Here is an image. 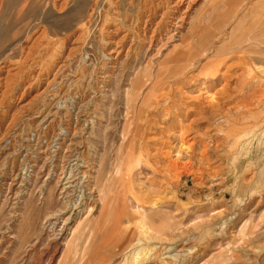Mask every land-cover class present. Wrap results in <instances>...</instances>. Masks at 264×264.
I'll return each instance as SVG.
<instances>
[{"label": "rangeland", "instance_id": "374dc122", "mask_svg": "<svg viewBox=\"0 0 264 264\" xmlns=\"http://www.w3.org/2000/svg\"><path fill=\"white\" fill-rule=\"evenodd\" d=\"M171 11L0 0V264H264V0Z\"/></svg>", "mask_w": 264, "mask_h": 264}, {"label": "bare ground", "instance_id": "6f19581e", "mask_svg": "<svg viewBox=\"0 0 264 264\" xmlns=\"http://www.w3.org/2000/svg\"><path fill=\"white\" fill-rule=\"evenodd\" d=\"M169 2L171 3V7H172V14L170 15L171 16V19H176V14L179 12V10L181 9V7L183 6V4H184V0H169ZM187 5V4H186ZM189 7V5L187 6V8ZM189 10V9H188ZM159 20V19H158ZM148 22L150 23V21L148 20ZM149 23H148V25H149ZM156 25H158L159 24V22H157V23H155ZM146 26H147V24H145ZM156 27V26H155ZM158 27V26H157ZM157 27L154 29V30H156L157 29ZM171 27H173V25H172V23H170L169 24V28H171ZM169 28H166L167 30H169ZM147 29V28H146ZM148 30V29H147ZM165 30V29H164ZM166 30V31H167ZM153 32V31H152ZM155 33V32H154ZM125 35L124 36H122V37H119L118 39H115V38H112L113 40L112 41H109L108 43H109V51H108V54H109V59L111 60V63L113 64V59H116V57L121 53V51H122V45H121V41H122V39L124 38L125 39ZM158 38H160V36L158 37ZM163 38V37H162ZM64 62V61H63ZM62 64V63H61ZM14 69V68H13ZM8 71V69L6 70V72ZM36 81V80H35ZM34 82V81H33ZM32 82V83H33ZM50 80H47L46 81V84H45V87H44V89H42V91H38V92H40V94L41 93H43V92H45V90H46V87H48L49 86V84H50ZM34 84H35V82H34ZM31 87V85H29V84H27V85H25V87H23L24 89H23V92H22V94L24 93V92H27L26 90L28 89V88H30ZM38 87V86H37ZM38 95V94H37ZM36 95V96H37ZM22 102V97L19 99V102H18V104L19 103H21ZM1 136V135H0ZM3 136V135H2ZM4 137H5V135H4ZM3 137V138H4ZM1 139V138H0ZM1 146V145H0Z\"/></svg>", "mask_w": 264, "mask_h": 264}]
</instances>
